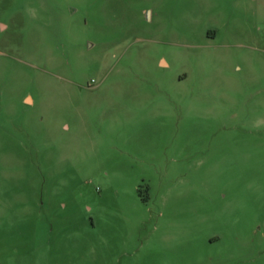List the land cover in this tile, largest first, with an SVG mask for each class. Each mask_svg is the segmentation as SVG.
<instances>
[{"label": "rangeland", "instance_id": "1", "mask_svg": "<svg viewBox=\"0 0 264 264\" xmlns=\"http://www.w3.org/2000/svg\"><path fill=\"white\" fill-rule=\"evenodd\" d=\"M0 264H264V0H0Z\"/></svg>", "mask_w": 264, "mask_h": 264}, {"label": "crops", "instance_id": "2", "mask_svg": "<svg viewBox=\"0 0 264 264\" xmlns=\"http://www.w3.org/2000/svg\"><path fill=\"white\" fill-rule=\"evenodd\" d=\"M162 64H166V62L163 60Z\"/></svg>", "mask_w": 264, "mask_h": 264}]
</instances>
